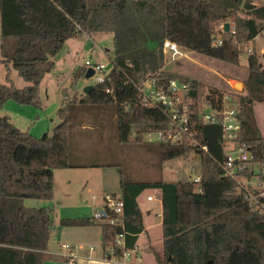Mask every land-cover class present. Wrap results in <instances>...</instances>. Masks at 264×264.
<instances>
[{"label": "trees", "instance_id": "trees-1", "mask_svg": "<svg viewBox=\"0 0 264 264\" xmlns=\"http://www.w3.org/2000/svg\"><path fill=\"white\" fill-rule=\"evenodd\" d=\"M226 22H230L229 31L225 29ZM0 26L3 40L15 39V49L6 55L5 62H11L30 83L22 89L0 84V110L8 100L41 106V80L52 70L53 58L65 41L81 32L111 33L114 53L105 81L95 83L75 103H113L121 142L133 134L143 140L145 134L169 125V118L161 109L142 102L137 88L141 80L156 78L164 86L173 79L187 83L190 127L199 145H192L190 139L176 144L149 143L156 147L161 161L198 156L201 182L187 176L185 180L182 177L172 181L122 178L119 195L124 201L126 246L132 247L145 229L138 196L147 189H155L160 192L163 205V251L158 255L159 264H264V213L247 196L248 188L257 191L248 184L255 174L256 162L261 165L258 176L264 181V136L255 112L256 104L264 103V55L262 61L256 48L248 52L243 46L264 34V3L0 0ZM217 39L222 40L221 45L214 44ZM166 40L176 42L183 51L232 65H239L240 55L246 52L245 91L224 90L165 68ZM85 72L84 65L77 70L76 77H84ZM225 93L233 95L239 110V142H246L253 152V158L242 163V169L234 176L225 174L222 127L202 119L204 112L222 106ZM57 115L59 122L52 135L45 133L42 137L20 129L7 116L0 115V264L45 263L55 212L52 207H29L25 200L52 198L55 169L113 165L94 159L89 150L73 151L69 107H60ZM99 123L102 120L83 121L81 126L95 131ZM74 147H78V139ZM260 202H264V196ZM60 224L72 227L93 222L92 217H74L61 218ZM99 225L104 251L113 249L114 255L120 256L121 250L114 243L122 228Z\"/></svg>", "mask_w": 264, "mask_h": 264}, {"label": "rangeland", "instance_id": "rangeland-1", "mask_svg": "<svg viewBox=\"0 0 264 264\" xmlns=\"http://www.w3.org/2000/svg\"><path fill=\"white\" fill-rule=\"evenodd\" d=\"M259 4L264 0H253ZM246 51L252 52L256 48L257 54L263 61L264 34L260 33L253 42L243 45ZM243 48V49H244ZM15 49V39H2L0 26V84L24 88L30 83L15 69L11 62H5L6 55ZM263 50V51H262ZM187 57L172 59L166 52L165 68L177 71L186 76L196 77L207 84H214L224 90L245 91L244 78L246 76L247 53L243 52L239 58V65H232L219 59L202 57L189 51ZM114 53L113 35L107 32H81L77 37L65 41L60 52L53 58L54 66L47 73L39 85L41 106L20 104L14 100L5 102L0 115L7 116L11 123L24 131H29L36 137L45 133L52 135L59 122L57 111L60 107L70 109V141L73 151H91L96 160L109 161L113 165L102 167L60 168L54 170V191L50 199L27 198L25 204L29 207H52L54 209L55 225L52 229L50 243L58 246L57 240H63L72 246L76 239L84 240L87 247L98 233L101 235L100 223L94 219L96 210L103 205L105 193L121 192L122 178L130 179H161L172 181L186 175L189 179L200 172V158L191 155L189 158L176 157L161 161L156 154V147L147 134L143 140L134 134L126 142H121L117 136V122L113 116L115 105H80L76 98L82 96L86 85H94L97 80L76 77L79 68L85 65L87 59L100 62L107 68L112 65L111 57ZM242 85H236V82ZM236 105L234 102H232ZM256 122L264 136V103L255 106ZM102 123L95 125V131L82 129L81 122ZM89 137V139H87ZM78 139V147L75 142ZM82 139H84L82 141ZM82 143V144H81ZM79 148V149H78ZM87 154V153H86ZM255 174L248 184L253 185L261 170L259 163L253 165ZM195 168L196 170H192ZM153 194L154 201L147 200V195ZM95 197V198H93ZM143 207L148 204L156 205V190L147 189L139 196ZM92 217L93 224L82 229L63 226L61 218ZM156 231V229H154ZM148 237V236H147ZM149 241V238H146ZM152 243L156 248V234ZM98 244V243H97ZM98 246L101 248L100 244ZM78 247V246H76ZM63 248V247H62ZM153 248V247H151ZM66 249V248H64ZM68 250V249H66Z\"/></svg>", "mask_w": 264, "mask_h": 264}, {"label": "built area", "instance_id": "built-area-1", "mask_svg": "<svg viewBox=\"0 0 264 264\" xmlns=\"http://www.w3.org/2000/svg\"><path fill=\"white\" fill-rule=\"evenodd\" d=\"M223 27V25H222ZM215 45H221L222 40L214 41ZM165 52L169 53L172 59H179L187 57L188 53L183 51L180 46L173 41L166 40L164 42ZM86 70L93 68V76L97 83H103L106 79L110 68H107L100 62H93L90 59L85 61ZM142 102L147 107H155L161 109L169 118V125L167 128L147 133L148 138L152 141L164 143H182L186 139H190L192 145H199L196 135L191 131V114L188 98L187 83H180L177 80H170L167 86H164L156 80V78H148L141 80L137 84ZM110 89H108L109 91ZM235 103V99L231 93H225L223 97V104L219 108H214L204 112L202 119L206 123L218 124L222 127L223 149L225 151L224 169L225 174L234 176L243 165L253 158V152L246 142H239L242 133V121L239 116V110ZM236 104V103H235ZM207 150L206 146H201ZM241 162V164H240ZM192 170H196L192 168ZM194 182H201V173L193 177ZM242 187L244 185L240 183ZM251 186L257 191L249 190L248 197L252 199L258 206L260 213H264V202H260V197L264 196V181L258 176L257 181ZM250 187V186H249ZM199 189H201L199 187ZM95 198V197H93ZM149 199L152 196L148 197ZM94 219L99 223L110 225H118L122 228L115 238V247L121 250V255H114V250L110 251V258L122 264H144L138 262L137 259L141 257V250L137 243L132 247L126 246V233L124 222V201L119 194L105 193L103 195V205L99 210H96ZM63 248L72 249L69 243L63 242Z\"/></svg>", "mask_w": 264, "mask_h": 264}, {"label": "crops", "instance_id": "crops-1", "mask_svg": "<svg viewBox=\"0 0 264 264\" xmlns=\"http://www.w3.org/2000/svg\"><path fill=\"white\" fill-rule=\"evenodd\" d=\"M253 2L259 4L258 2ZM139 196L138 204L144 215L145 229L138 235L136 241L141 250V257L138 258L137 261L144 264H159L158 255H160L163 251V205L160 192L156 190V205L148 204L143 207L139 201ZM149 196H152V198L149 199ZM147 200L152 202L155 200V197L153 194H148ZM86 227L89 226H72V228L81 229V232L78 233L81 235L85 234L84 230L82 231V229ZM154 229H156V231ZM154 234H156V248L152 243ZM146 238H149V241H147ZM101 240L102 234L100 235L98 233L94 240L89 242L91 245L87 247V244L84 240L76 239L74 243H72L71 250L62 248L61 244L66 242L64 239L57 240L59 247H55L49 242L44 264H122L110 258V251H104L103 247L101 246ZM97 243L100 244L101 248Z\"/></svg>", "mask_w": 264, "mask_h": 264}, {"label": "water", "instance_id": "water-1", "mask_svg": "<svg viewBox=\"0 0 264 264\" xmlns=\"http://www.w3.org/2000/svg\"><path fill=\"white\" fill-rule=\"evenodd\" d=\"M225 29L227 30V31H229V29H230V22H226L225 23ZM93 74H94V70H93V68H88L87 70H86V72H85V74H84V76L86 77V78H90V77H92L93 76ZM243 83L242 82H236V85L238 86V85H242ZM92 86L93 85H91V84H89V85H86L85 87H84V92L85 93H88L89 91H90V89L92 88ZM183 179L185 180L186 179V175H184L183 176Z\"/></svg>", "mask_w": 264, "mask_h": 264}]
</instances>
